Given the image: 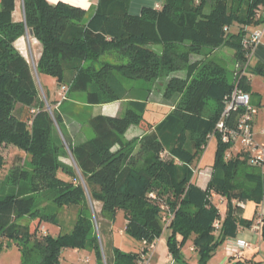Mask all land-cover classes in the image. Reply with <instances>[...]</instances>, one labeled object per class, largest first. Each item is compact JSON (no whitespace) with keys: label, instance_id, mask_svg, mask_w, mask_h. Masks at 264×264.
Masks as SVG:
<instances>
[{"label":"trees","instance_id":"16d2710c","mask_svg":"<svg viewBox=\"0 0 264 264\" xmlns=\"http://www.w3.org/2000/svg\"><path fill=\"white\" fill-rule=\"evenodd\" d=\"M131 1L99 0L86 21L82 7L23 0L24 21L16 22V0H1L0 149L13 148L25 158L14 163L0 186V253L16 245L21 264H61L66 250L93 254L97 264L105 259L107 264H138L140 252H124L111 240L103 243L120 211L126 232L150 245L166 234L163 218L172 214L166 238L173 262L189 264L181 251L192 241L197 264H209L240 225H253L239 219L234 201L259 206L264 200L261 169L250 166L246 155L227 160L231 146L216 132L225 100L236 87L250 95L249 71L238 84L231 83L228 68L218 60L193 61L206 49L220 48L235 51L237 60L244 61L243 40L264 24V0H163L159 9L145 7L140 15L130 13ZM27 33L42 46L37 72L60 86L69 84L72 93H86L89 106L125 101L129 90L122 78L152 82L166 73L164 97L174 100L172 112L158 125H148L147 103L131 100L122 116L91 118L93 138L75 145L63 134L64 143L55 131L56 125L62 128V114L52 109L47 96L48 107L29 60L15 46ZM111 52L120 55L118 64L102 61ZM184 71L185 78L176 74ZM253 73L264 78V64ZM210 103L215 107L207 114ZM241 112L232 111L226 124L232 126ZM143 125V137L126 141L132 126ZM211 135L217 141L215 162L202 189L194 181L193 164L204 155ZM66 147L73 165L61 161ZM6 165L0 153V174ZM213 195L227 202L223 220ZM94 204L101 206L99 235ZM70 208L77 214L70 233L39 236L41 224H58L62 210ZM216 221L222 223L218 232Z\"/></svg>","mask_w":264,"mask_h":264},{"label":"rangeland","instance_id":"374dc122","mask_svg":"<svg viewBox=\"0 0 264 264\" xmlns=\"http://www.w3.org/2000/svg\"><path fill=\"white\" fill-rule=\"evenodd\" d=\"M23 3V0H19ZM213 2V1H212ZM0 9H1V0H0ZM210 10H207L209 12ZM238 27L234 28V31H237ZM251 31V30H250ZM27 43V51L26 56L29 60L31 67L35 72V76L37 82L39 84V88L41 91V96L46 101L48 107L49 103L47 101V96L50 102L55 100L58 103H63L61 106L57 103H53L52 109L56 112H60L63 116L64 123L62 128L56 125L55 131L56 134L60 137V139L65 143L64 135L67 137L70 143H75V145H79L91 138L94 137V131L89 124V120L95 116L106 115L107 111L110 109L107 105L101 106H89L87 104V94L86 93H72L69 91V84H65L68 88L66 93H63V86L58 84V81L44 73L37 72L38 61L34 56V51L31 50L33 43L36 40L31 38L30 34L27 33L25 37ZM152 48L156 51L161 52L162 47L158 45L152 46ZM207 55V56H206ZM195 60H218L222 64H224L228 68V79L231 83H237L239 79H241L242 71L246 65V59L244 61H239L236 58L235 51L228 48H220L217 50L206 49L203 57H194ZM102 61H109L114 64H118L120 62V55L111 52L104 56ZM101 62V61H99ZM98 62V63H99ZM179 77L185 78L186 72H178L176 73ZM170 76L168 74H163L158 80L152 82L145 81H132L122 78L124 85L129 90V96L125 101L115 102L119 104L120 108H118L117 116H122L129 105L131 100L145 101L147 103V112L144 116L145 122L148 125L156 126L158 125L169 113L172 112L173 107L175 105L174 100L168 101L164 97V92L169 81ZM249 78L252 80V85L255 91V94L251 95L252 105L257 108L258 115L255 117V124L259 130H264V106H261L260 103H264V78L259 76H254L249 73ZM238 84V83H237ZM179 99L176 98V102ZM55 104V105H54ZM258 106H255V105ZM215 107V103H210L207 108V114L211 112ZM19 108H24L20 107ZM20 112V111H19ZM147 125L142 126H132V130L129 132L126 141H131L133 139L143 137L147 129ZM64 134V135H63ZM263 143V142H262ZM216 146L217 141L213 139L209 141L207 150L201 159H198L193 164V168L196 171L195 174V182L201 184L199 182V172L202 173L208 169L213 168L215 162V154H216ZM135 150L139 149V143L136 142ZM66 155L61 158V161L73 165L71 160V155L69 153L68 148L66 147ZM0 153L5 157L7 165L4 170L0 174V186L2 182L5 180L7 175L9 174L10 168L16 162H20L21 158L24 160L25 155L19 153L17 150L13 148H2L0 149ZM262 174L264 175V169L262 170ZM60 177L64 178L65 176L59 174ZM67 179V178H65ZM243 186L248 189L250 184L245 182L244 179L240 180ZM1 197V192H0ZM252 201H243L242 203H248ZM216 205L221 210L222 220L224 219L223 214L225 213V208L227 204H222L217 201ZM92 206V205H91ZM101 206L99 204H94L93 212H94V223L96 227V232L100 234V212ZM77 219L76 209H64L60 213L58 224L54 223H43L39 228V236L51 235L57 237L60 232L62 233H70L75 225ZM25 223L26 221H21ZM36 223H34V226ZM127 220L125 218V214L123 211L118 212L115 223L111 225V233L107 237L103 238V243L106 244L108 240L113 242V245L117 248H120L124 252L128 253H136L141 251V244L138 241L133 239L127 232ZM125 231V233H124ZM57 232V234H56ZM166 234L157 240V247L153 253L152 264H172L167 263L166 258H168L169 249L167 246V238ZM233 239L232 237L228 238L226 241ZM193 246V243H187L185 247L182 249V255L185 260L190 261L192 264L194 261L199 259L198 253L191 252L190 249ZM156 254V255H155ZM155 255V257H154ZM22 257L19 248L16 245H11L8 249L3 250L0 253V264H21ZM61 264H97V258L93 254H88L86 252H75L74 250H66L63 252ZM104 264L106 263V259L104 260ZM175 264V262H173Z\"/></svg>","mask_w":264,"mask_h":264},{"label":"crops","instance_id":"0c3cea01","mask_svg":"<svg viewBox=\"0 0 264 264\" xmlns=\"http://www.w3.org/2000/svg\"><path fill=\"white\" fill-rule=\"evenodd\" d=\"M47 1L52 5H56L62 2L65 4L71 5V6L82 7L86 9L87 11L86 21H89V19L93 16V14L96 11L98 2H99V0H47ZM162 5H163V0H132L130 4V13L132 15H140L142 10L145 7L158 8V7H161ZM13 18H14V21L16 22L24 21L23 3L20 2L19 0H16V7H15L14 14H13ZM15 46L21 52V54L27 58L26 51H27L28 46H27L25 37L19 39L16 42ZM31 50L34 51V54H35L34 56L36 57V60L39 62L41 55H42L41 44L35 41V43H33ZM260 64H264V35L260 43L255 47L254 57L251 63V68L249 70V73L254 76H257L253 73V69ZM68 77L69 79H71L72 74H68ZM248 78H249V74H248ZM249 81H250L249 83L251 86V92H250V96H251L252 94H255V91L252 85V80L250 78H249ZM56 102L58 101L57 100L53 101V103H56ZM260 105L264 106V103H260ZM255 106H258V105H255ZM108 108L110 110L107 111L106 116L116 117L118 114L117 113L118 108H120V106L119 104L114 103V104H110ZM23 110L24 108H19L20 112H23ZM132 128L133 127H131L129 131L126 133V136H125L126 138L129 132L132 130ZM254 134H255L257 141L264 143V130L263 129L259 130L256 124L254 125ZM262 170L263 169H261V172ZM211 174H212V168L202 173L199 172V182H201V184L197 183V185L202 189H206L211 179ZM213 201L215 204L217 201L221 202L222 204H227L224 198L217 196V195H213ZM233 204L235 207L238 208L237 216L239 217L240 220L246 221V222L253 221V225L251 227H248L246 225H240L237 229L236 236L232 237L233 239L245 241L250 244V249H247L244 252L242 264H264V240L262 237V230L260 231L256 229L259 219L261 218L264 219V200L259 206L256 205L254 202L242 203V202L234 201ZM225 209L226 210H225V213L223 214V217H225L227 207ZM263 226H264V223H263ZM263 226L261 228H263ZM189 243H192V241H190ZM156 247H157V241H156ZM231 247H234V245L233 244L229 245V243L226 241L221 247L218 248L215 255L210 260L209 264H232V263L239 262L236 260H232V258L230 257V252L233 250L231 249ZM192 250H194L193 246L191 247L190 251L194 252ZM78 252L84 253L83 251H78ZM169 261H170V256L168 255V258H166V262L170 263ZM185 261L189 264H192L188 260H185ZM197 263H198V259L193 262V264H197Z\"/></svg>","mask_w":264,"mask_h":264},{"label":"built area","instance_id":"2783aa9c","mask_svg":"<svg viewBox=\"0 0 264 264\" xmlns=\"http://www.w3.org/2000/svg\"><path fill=\"white\" fill-rule=\"evenodd\" d=\"M159 8L160 7H158V9ZM263 35L264 24L250 31L243 40V45L247 53L245 58L246 65L242 71L241 78L248 74L254 57L255 47L260 43ZM62 91L63 93H66L68 88L63 86ZM225 106V111L217 125L216 132L221 135L224 144L231 146L230 150L226 154V159H232L239 154L246 155L250 166L264 169V143L257 141L254 134L255 117L258 115V110L252 105L251 96L237 86L233 94L226 98ZM49 110L51 111L50 108ZM239 110L242 112L235 123L232 126L226 124V119L230 117V113L232 111L236 112ZM213 139H215V135L209 136V141ZM152 197L156 199V196L152 195ZM173 218L172 214L164 216V233L168 231ZM263 223L264 219H259L256 229L261 231ZM221 226V221H216L214 224L215 231L218 232L221 229ZM228 243L229 245H234V247H231L233 252H230L232 260L242 261L245 250L250 249V244L236 239H231ZM155 249L156 242L151 245L146 241L142 242L140 251L141 258L138 264H152ZM169 262L173 264L171 256Z\"/></svg>","mask_w":264,"mask_h":264}]
</instances>
